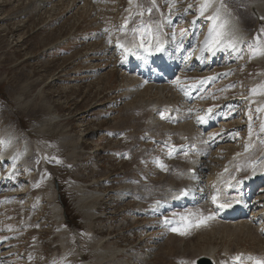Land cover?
I'll use <instances>...</instances> for the list:
<instances>
[{
    "label": "rangeland",
    "instance_id": "rangeland-1",
    "mask_svg": "<svg viewBox=\"0 0 264 264\" xmlns=\"http://www.w3.org/2000/svg\"><path fill=\"white\" fill-rule=\"evenodd\" d=\"M76 1L48 0L47 6L38 9L33 5L34 0H0V132L13 133L16 139L28 136L36 151L30 157L36 161L32 175L19 162L16 175L4 161L0 163L1 264H111L110 258L116 255L111 251L113 249L121 252L115 258L127 264H196L213 246L218 247L215 260L220 264L219 256L224 251L229 255L242 248L248 251L262 249L248 238L236 234L235 237L228 230L223 233L219 227L213 230L215 234L206 236L194 234V231L189 234L193 225L189 224L190 227L187 223L186 228H179L180 231L167 230L154 218L157 209L141 214L142 203L139 201L119 200L127 185H134L128 180L131 177L137 187L146 184L151 193H159L168 178H175L172 177L175 168L188 163L191 157L179 156L175 147L169 151L168 146L179 138L164 134L162 121L156 119L160 123L152 124L151 109L133 108L138 104L173 103L179 114L182 107L179 94L191 93L196 97L191 101V105L196 101V106L192 107L194 112L206 111L204 108L210 105L209 109H217L219 116H234V120L224 124V130L233 132L236 128L237 135H232L233 141L224 145L235 147L222 150L224 159L233 149L246 150L250 128L252 133L264 132L261 130L264 115L255 112L259 101H233L236 96L251 94L264 84V61H252L257 58H252L254 50L258 49L256 43L264 41V15L258 6L254 7L261 0L218 1L240 21L245 35L250 36L245 40L238 62L232 65L235 68L230 75L228 67L219 71L223 73L216 80L211 73L216 75L217 71L198 74L192 70L182 76L178 95L172 92L165 95L142 85L141 90L146 88L145 94H136L137 98L129 97V91L138 81L127 76L124 69H118L121 62L127 65V57L122 51L116 57L113 55L119 39L124 38V31L139 25L150 26L157 34L164 27L174 26L176 37L185 43L190 31L194 34L197 30L200 36L207 27L214 2L201 15L199 3L203 0H155V6L153 0H136V12H131L130 16L129 11L134 9L129 7L131 0ZM174 18V22H168ZM123 20H127V29L120 26ZM132 32L125 38H130ZM197 43L192 45V51ZM126 70L130 72L128 68ZM221 75L226 77L220 78ZM159 106L161 103L156 108ZM252 121L258 123L246 126ZM168 125H173L170 119ZM184 130L183 127L178 132ZM186 133L189 137L190 128ZM3 143L1 138L0 150ZM249 145L251 152L253 148ZM20 150L19 146L17 154ZM32 176L36 178L33 180ZM53 190L56 192L55 203L75 226L67 225L65 219L60 224L62 220L58 222L54 216L47 194ZM99 194L103 196H95ZM80 197H86L87 203L93 205L91 218L86 215V209L78 206ZM260 204L264 207V200ZM183 215L177 217L188 216ZM254 219L260 221L261 217L255 215ZM197 227L199 230L205 228ZM197 227L194 225L193 229ZM182 230L185 234H181ZM219 230L225 234L223 238V235L219 238ZM99 238H107L101 245L102 253L95 251ZM61 241L67 243L65 247L69 250L61 251L64 247ZM135 251L141 257L132 262ZM142 254H147L148 258L143 260ZM232 262L230 259L228 264ZM243 264H254V260Z\"/></svg>",
    "mask_w": 264,
    "mask_h": 264
},
{
    "label": "bare ground",
    "instance_id": "bare-ground-1",
    "mask_svg": "<svg viewBox=\"0 0 264 264\" xmlns=\"http://www.w3.org/2000/svg\"><path fill=\"white\" fill-rule=\"evenodd\" d=\"M36 1L37 0H34L33 5L34 7L38 9L44 8L50 2V1L48 2V0H44L40 4H37ZM218 1L219 0H212V2H214V6H213V11L210 14V16L216 15L217 19L215 20L209 19L207 27L202 30L200 36L198 35L197 30L194 34H192V31H190L189 35L186 37V40L184 41L185 43H182L180 39H178L176 36H173V34L176 35L174 33V26H171L166 29L164 27V29H162L164 25L161 26L162 30L157 31V34H154L151 31L150 36H145L146 41L151 40V43L153 46L156 44V39H155L156 37H159L163 45H166L165 53L163 57H165L168 60L170 66L162 65L163 57L148 55L147 51H145L144 48L136 47L134 49V52L125 53L124 49L119 47V45L123 44L125 47H132L133 44L138 45L140 42V34L130 31V29H133V28H129V29L126 28L127 30L124 31L125 32L124 38L119 39V42L117 45L118 47L113 49V52H114L113 55L116 57V55H118L120 51H122L125 54V56L127 57V65H124V62H121L120 64H118V69L120 70L124 69L123 71L127 76L132 78L134 81H138L137 86L131 87L129 91V97L131 96L136 97L137 96L136 94L144 95L146 88H143L144 91L143 89L141 90L142 85L151 88V90H157V91L160 90L165 95H168L169 92H172V94L174 95H178L179 92L181 91L180 89L181 82H183L182 80L184 79V77L182 76L189 74L191 70H194V72L198 74H205V72H200V71H210V69L216 68L217 66H221V68L219 67V69H223L224 67L229 68V67H232V65H235L234 63L238 62L239 58L242 55L241 52H243L244 50V46L246 42L245 40L249 39L250 36L248 34L245 35L246 32L244 31L240 21L237 20L235 16L232 15L229 11H227L226 8L221 6L218 3ZM75 2L77 1L75 0ZM203 2L204 0L201 2V4ZM131 4H134V7L130 5V7H132L133 9L137 6L138 3L136 0H131ZM254 7H257L261 11V13L264 15V0H261L258 4L254 5ZM133 11L134 10L129 11L130 16L132 15L131 12ZM174 21H175V18L171 19L168 22L172 23ZM221 24H224L223 30L226 34V37H225L226 41H229V40L233 41L235 46L234 47L217 46L209 50L206 47V42L210 41L212 38L213 34L210 30L213 28H219V25ZM137 28H140L141 31L144 30V28L139 27V25L137 26ZM131 32H132V36L129 39H126L125 37ZM190 36H192L189 39L190 43H187L186 41L188 40ZM197 41H198L197 46L196 48H194L195 50L192 51V48H193L192 45L196 43ZM256 44L258 46V49L264 50L263 40L258 41ZM157 58H159V60ZM114 60L116 61V59ZM260 60L264 61V54H260L259 56H257L256 61H260ZM125 67L128 68L130 72H128ZM162 67L164 68L162 69ZM222 73L223 72L221 73L217 72L215 76H218L219 74H222ZM223 76L225 75H221L220 78H222ZM213 80H216V79L213 78ZM147 91L149 92V89H147ZM182 94L181 93L179 94V96L180 95L182 96V99H181L182 107H181V112H179V114H176L177 109L175 108L173 110H170V108H168L169 104H166L165 102H158V104L161 103V106H159L160 108L158 109L156 108V105H158L157 102L155 103L153 102L152 104H149V102L148 103L143 102L141 104H138L137 106H134L133 108L136 109L139 106H141L142 109L145 107H149L151 109L150 112L153 114V116L151 117L152 118L151 121L154 123L152 124H156L159 121L160 122L162 121L161 127H162V131L165 132L164 134H166L167 136H171L174 134V135H177L176 136L177 139L179 138L178 141L175 142V144L183 143L182 137H185L186 135H188L186 132L188 128H190V133H189L190 142L183 147H180V148L175 147V149H176V153L179 156H183L184 159L187 155L188 156L191 155V157H193V161L191 162L189 160L188 163L180 162L181 164L178 165L177 168H175L176 170H174L173 175H172V177H175V178L174 179L171 177L168 178V181H166L165 184L163 183L164 184L162 185L163 189L159 193L155 191L156 193L152 192L153 193L152 194L150 191L151 189L147 187L146 184L142 185L141 183L139 184V187H137L138 185H136L135 182H133V177H131V179H128V180H130V182H132L134 185L127 183L128 185L126 189L123 192L121 191L122 193L119 195V200L120 202H127V203L139 201L140 203H142L141 204L142 209L138 207L141 210V214L143 213L147 214L150 212V210L153 211L157 209L158 211L157 213H155L154 218H156L157 221H161L166 226L167 230L174 229V228L181 229L183 226L185 227V223H187V226L193 225L194 227L195 225V227L197 226L205 227L204 229L201 228L202 230H199L198 227L197 229H193V227L190 226L192 230L190 229L189 234H191L193 231H194V234H201L204 236L209 235L211 233L215 234L216 231L214 232L213 230L218 229L219 227V229L222 228L223 233L227 232L228 230L232 235L236 234L238 236L248 238L251 242H253V244L254 243L259 244L261 246L259 247L262 249L258 250L254 248L252 251L249 252L245 248H242V250L240 251H248L249 253H254L255 257L253 258L264 260V214L262 212V209H264V207H262L261 204H260L261 206L259 205L260 201L264 200V147H263L264 146V142H263L264 132H262V134H258L254 132L252 133L251 136L248 135L249 137L248 145L250 142L253 141L252 145L250 144L252 146L251 148H253L251 152H250V148H248V145H247V148L244 152H241V150L238 151V150L233 149L232 152L229 155H227L226 158L224 159L223 158L224 155H222V150L224 148L225 149L227 147L232 148L234 146V145H224V143L233 141V139H231L232 137L231 131L224 130V126L227 124L226 122L230 120L229 117H222L221 122H219V120H214V119L208 120L209 117H211L212 115L214 116V114L216 113L214 111L216 110H214V108L212 107L211 111L202 110L199 112H196V111L194 112V109L192 107L196 104L195 103L196 101L194 102L193 105H191V101L193 100V98L195 99L196 97H193L191 93L189 94L182 93ZM241 94H237V95H241ZM250 95L251 97L257 98V100L259 101L257 106L259 107L260 114H264V84H262L258 88H255L254 92L251 93ZM138 98H139V95H138ZM162 107H166V108L163 109ZM161 114H163V116L165 115L164 116L165 118L163 119L164 121L161 120L162 119ZM153 117H155V119ZM201 117L203 118V120L199 119ZM156 119L159 121H156ZM169 119L173 123L171 127L168 125ZM177 122H182V123L175 125ZM212 124H215V125H212ZM208 125H210L211 127L208 128L207 127ZM183 127L185 130L178 132V130ZM217 130L220 132L214 134L215 131ZM0 133H1L0 140L1 138L2 140L4 139V143L0 150V163L4 161L6 166L12 169L13 175H16V173L18 172L16 171L18 170L17 162H19L20 164H23V167L27 169L30 175H32L36 167L35 165L36 161L34 160L35 161L34 162L32 159H30V157L32 156L31 155L32 152L35 151V144L33 143V140L29 138L28 136L16 139L13 133L10 134L8 133V131H4L3 133L2 132ZM236 133L235 135H237ZM170 142L172 143V141ZM19 146L21 147V150L17 154L16 150ZM195 146H197L198 148L196 149ZM216 148L217 150H215ZM201 149H202V152L199 151L200 154H198L199 153L198 150H201ZM191 151L197 154L193 153L192 155L190 154ZM202 158H205V159L203 160ZM174 166L172 168H174ZM192 168H197L196 175H192L189 173L190 169ZM248 174H253V176L256 177L255 178L256 182L253 183L251 187H248L247 185L244 186V182H243L244 176ZM2 175L3 174H1V177ZM35 178H33L32 176L33 180ZM153 178H150V180ZM187 185H190L195 188V193L193 197L188 198L182 203H175L174 194L180 192V189ZM218 189H219L220 194L222 195V200L224 203L232 204L234 201H241L242 203H244L245 206L242 210L241 215L238 218L233 219V220H226L221 215L219 210L216 208V205L213 202L212 197L218 194ZM47 194L49 198V203L53 207L52 210L54 212V216L56 217L58 222H60L61 220L63 221V219H65L66 212L63 211L61 207H59V204L55 203L56 192L53 190L51 192L50 191L47 192ZM95 196L100 198L103 196V194H99ZM86 197H80L78 206L80 208L86 209V215L89 218H91L90 213H91V208L93 207V205L87 203L88 200L86 199ZM158 199L162 201L161 204L157 203ZM149 206L151 208H149ZM234 209L236 210L237 208L235 207ZM260 209L262 212L261 216H260L261 213L259 214ZM184 213L187 214L188 216L185 218H179L180 216H184L183 215ZM255 215L257 217L258 216L261 217L260 221H258L257 219H254ZM207 217H212V218L207 219ZM166 219L171 221V223H165ZM62 221L60 224H62ZM29 222H32V221L30 220ZM172 222H174V224H172ZM254 222L256 224H254ZM224 235L225 234H222L221 230H219V235H218L219 238L220 236H222L221 238H223ZM226 237H229V236H226ZM106 240L107 238L106 239L99 238L98 241L96 242L95 251H100V253H102L101 245H103L102 243L103 242L105 243ZM65 244L67 243L61 241V246L65 247ZM110 244L111 243H109V246ZM110 247L113 248L112 245ZM105 250L103 251L105 252ZM111 251L115 252L116 254V255L112 254L113 256L110 258L111 264H127L125 261H120V260L118 261V259L115 258L117 257V254L121 253V252H118L120 250L116 251V249H113ZM218 251H219L218 247H215V246L210 247L207 253L204 256H202V258L203 257L211 258L213 264H218L215 260L218 257V254H217ZM254 251H257V252H254ZM224 252L225 253H223V255L225 257L223 255L219 256V258L221 259L220 264H228L230 262V259L234 261L236 260L234 258V255L232 256L233 253L231 254L229 252L232 256L231 257L230 254L229 255L227 254V251H224ZM142 255H143V260H146L148 258L147 254H142ZM132 257L133 258H131L130 261L133 262L135 261L134 260L135 258L141 257V254L135 251L134 253H132ZM249 260L250 259L248 258L246 259L244 258L242 263L249 261ZM102 263L103 262H101V264Z\"/></svg>",
    "mask_w": 264,
    "mask_h": 264
},
{
    "label": "snow or ice",
    "instance_id": "snow-or-ice-1",
    "mask_svg": "<svg viewBox=\"0 0 264 264\" xmlns=\"http://www.w3.org/2000/svg\"><path fill=\"white\" fill-rule=\"evenodd\" d=\"M212 5V0H204V2L201 4L200 6V14L203 15L204 12L210 8ZM153 6H155V0H153ZM223 6V5H221ZM149 12H151V8L148 9ZM208 19L210 20H215L217 19V16L216 15H213V16H209ZM127 23V21L125 22ZM142 28H144L143 31H141L140 28H134L132 31L134 33H139L140 34V42L138 45L136 44H133L132 47H125L123 44L119 45V47L123 48L124 49V52L125 53H131V52H134V49L136 47H140V48H144L145 51L151 53V51L153 50V47L155 48V51L157 52H162L164 51V47H163V43L160 41L159 37H156V44L153 46L152 43H151V40H145V36H150L151 35V27L148 26V27H144V26H141ZM224 24H221L219 25V28H213L211 29L210 31L212 32V38L210 41L206 42V47L211 50L212 48L214 47H217V46H220V47H224V46H227V47H234V42L233 41H226L225 37H226V34L224 32ZM254 55H260V54H264V50H261V49H255L254 52H253ZM209 111H211V109H209ZM162 115V118H163V114ZM201 120H203V118H199ZM262 131H264V128L261 129ZM252 135V132H251V128L249 129V136ZM169 155H171V152L169 153ZM162 168L165 167L163 164L160 165ZM190 195V190H182L179 195L177 197H175L176 199H179L180 197H183V196H188ZM212 200L214 203H216L217 201V197L214 195L212 197ZM159 203V202H157ZM219 208L223 209L224 207H231V205H223V204H219L218 205ZM212 217H207V219H211ZM203 222V221H201ZM165 223H171V221L169 220H165ZM173 231H180V229H173ZM181 234H185L183 231H181ZM236 260H239L240 257H236L235 258ZM248 259L250 260H254V264H264V260H259V259H255L253 257H248Z\"/></svg>",
    "mask_w": 264,
    "mask_h": 264
},
{
    "label": "water",
    "instance_id": "water-1",
    "mask_svg": "<svg viewBox=\"0 0 264 264\" xmlns=\"http://www.w3.org/2000/svg\"><path fill=\"white\" fill-rule=\"evenodd\" d=\"M198 264H210L207 259H202L198 261Z\"/></svg>",
    "mask_w": 264,
    "mask_h": 264
},
{
    "label": "trees",
    "instance_id": "trees-1",
    "mask_svg": "<svg viewBox=\"0 0 264 264\" xmlns=\"http://www.w3.org/2000/svg\"><path fill=\"white\" fill-rule=\"evenodd\" d=\"M0 96H1V94H0Z\"/></svg>",
    "mask_w": 264,
    "mask_h": 264
}]
</instances>
